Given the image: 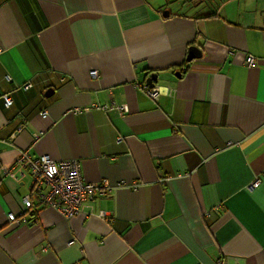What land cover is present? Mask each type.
<instances>
[{"label": "crops", "instance_id": "crops-1", "mask_svg": "<svg viewBox=\"0 0 264 264\" xmlns=\"http://www.w3.org/2000/svg\"><path fill=\"white\" fill-rule=\"evenodd\" d=\"M22 151L112 188L65 217ZM0 264H264V0H0Z\"/></svg>", "mask_w": 264, "mask_h": 264}, {"label": "built area", "instance_id": "built-area-1", "mask_svg": "<svg viewBox=\"0 0 264 264\" xmlns=\"http://www.w3.org/2000/svg\"><path fill=\"white\" fill-rule=\"evenodd\" d=\"M253 62V56H247L246 65L252 66ZM97 74L95 69L90 71L92 78H96ZM29 86L30 84H26L24 88ZM147 93L155 99L158 90L149 88ZM3 100L6 107L12 103L8 95H3ZM119 110L124 111V108L120 107ZM42 114L44 115L45 112L43 111ZM16 165L29 172L32 179V191L35 193L39 205L54 207L65 217L78 213L82 202L90 201L96 194H102L112 188L106 179H101L98 182L84 181L77 159L55 161L45 154L31 157L27 151H22L17 158ZM259 183L260 177H255L250 186L256 187ZM22 201L24 209L33 208L29 196L23 197ZM100 215L105 216V213L101 211ZM7 219L10 223L15 224L26 221L24 217H17L12 212L7 213Z\"/></svg>", "mask_w": 264, "mask_h": 264}, {"label": "water", "instance_id": "water-1", "mask_svg": "<svg viewBox=\"0 0 264 264\" xmlns=\"http://www.w3.org/2000/svg\"><path fill=\"white\" fill-rule=\"evenodd\" d=\"M199 56H200V50L197 47H195V46L189 47L187 60H191L192 58L199 57ZM155 79H156V75L155 74H151L147 78L146 82H147L148 85L152 86L153 82L155 81Z\"/></svg>", "mask_w": 264, "mask_h": 264}, {"label": "trees", "instance_id": "trees-1", "mask_svg": "<svg viewBox=\"0 0 264 264\" xmlns=\"http://www.w3.org/2000/svg\"><path fill=\"white\" fill-rule=\"evenodd\" d=\"M206 16H211V14H207Z\"/></svg>", "mask_w": 264, "mask_h": 264}]
</instances>
